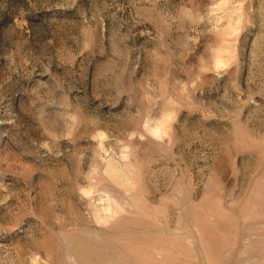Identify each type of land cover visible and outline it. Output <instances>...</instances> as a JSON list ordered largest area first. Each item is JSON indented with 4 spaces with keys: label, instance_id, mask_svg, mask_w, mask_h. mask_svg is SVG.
Wrapping results in <instances>:
<instances>
[{
    "label": "rangeland",
    "instance_id": "1",
    "mask_svg": "<svg viewBox=\"0 0 264 264\" xmlns=\"http://www.w3.org/2000/svg\"><path fill=\"white\" fill-rule=\"evenodd\" d=\"M0 264H264V0H0Z\"/></svg>",
    "mask_w": 264,
    "mask_h": 264
}]
</instances>
